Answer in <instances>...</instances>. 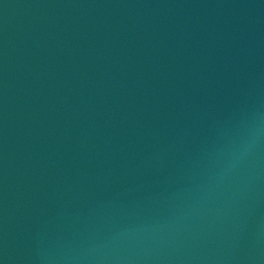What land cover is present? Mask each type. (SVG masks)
<instances>
[{"label": "water", "instance_id": "95a60500", "mask_svg": "<svg viewBox=\"0 0 264 264\" xmlns=\"http://www.w3.org/2000/svg\"><path fill=\"white\" fill-rule=\"evenodd\" d=\"M0 264H264V0H0Z\"/></svg>", "mask_w": 264, "mask_h": 264}]
</instances>
